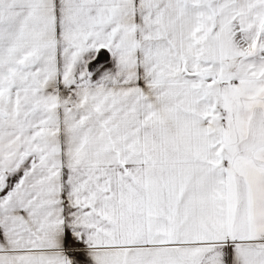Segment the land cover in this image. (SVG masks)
Listing matches in <instances>:
<instances>
[{"label":"snow or ice","instance_id":"obj_1","mask_svg":"<svg viewBox=\"0 0 264 264\" xmlns=\"http://www.w3.org/2000/svg\"><path fill=\"white\" fill-rule=\"evenodd\" d=\"M0 264H264V0H0Z\"/></svg>","mask_w":264,"mask_h":264}]
</instances>
